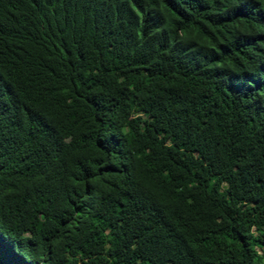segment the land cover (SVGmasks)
Returning a JSON list of instances; mask_svg holds the SVG:
<instances>
[{
    "label": "trees",
    "instance_id": "trees-1",
    "mask_svg": "<svg viewBox=\"0 0 264 264\" xmlns=\"http://www.w3.org/2000/svg\"><path fill=\"white\" fill-rule=\"evenodd\" d=\"M0 264H264V0H0Z\"/></svg>",
    "mask_w": 264,
    "mask_h": 264
}]
</instances>
